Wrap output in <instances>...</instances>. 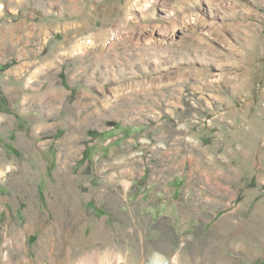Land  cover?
I'll return each instance as SVG.
<instances>
[{"label": "rangeland", "instance_id": "obj_1", "mask_svg": "<svg viewBox=\"0 0 264 264\" xmlns=\"http://www.w3.org/2000/svg\"><path fill=\"white\" fill-rule=\"evenodd\" d=\"M97 249L264 264V0H0V264Z\"/></svg>", "mask_w": 264, "mask_h": 264}, {"label": "bare ground", "instance_id": "obj_2", "mask_svg": "<svg viewBox=\"0 0 264 264\" xmlns=\"http://www.w3.org/2000/svg\"><path fill=\"white\" fill-rule=\"evenodd\" d=\"M99 232H102V227L97 228ZM92 238V237H91ZM78 258L73 262L74 264H127L125 259L119 254L113 256L111 254H102L101 249L90 250L83 252L77 256ZM150 264H166L165 261L161 259H156ZM172 264H178L176 260L172 261Z\"/></svg>", "mask_w": 264, "mask_h": 264}]
</instances>
